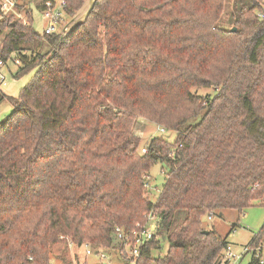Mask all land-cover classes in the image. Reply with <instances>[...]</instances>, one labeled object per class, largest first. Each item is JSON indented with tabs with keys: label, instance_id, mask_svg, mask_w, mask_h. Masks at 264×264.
<instances>
[{
	"label": "trees",
	"instance_id": "obj_1",
	"mask_svg": "<svg viewBox=\"0 0 264 264\" xmlns=\"http://www.w3.org/2000/svg\"><path fill=\"white\" fill-rule=\"evenodd\" d=\"M34 1L19 6L30 25L0 21V55L22 61L14 77L35 71L20 96H0L14 108L0 125V264H51L53 245L68 239L130 262L121 235L151 210L157 235L137 264H230L228 235L203 217L244 214L264 199L259 0H237L229 28L225 0H97L61 41L35 29L44 0ZM84 1L68 0V18ZM142 119L176 141L142 145ZM158 163L166 180L153 202L145 182ZM262 244L264 225L250 247Z\"/></svg>",
	"mask_w": 264,
	"mask_h": 264
},
{
	"label": "rangeland",
	"instance_id": "obj_2",
	"mask_svg": "<svg viewBox=\"0 0 264 264\" xmlns=\"http://www.w3.org/2000/svg\"><path fill=\"white\" fill-rule=\"evenodd\" d=\"M41 0L34 1L31 6L36 7ZM237 0H225L224 11L220 19V24L229 28L233 20V8ZM28 10V9H25ZM35 29L43 33L45 28V22L42 18L40 10L35 9ZM70 19V18H68ZM8 28L4 29L3 35L7 32ZM3 37V36H2ZM0 38V46L2 44V39ZM38 49V48H37ZM36 49V50H37ZM39 50V49H38ZM2 55V54H1ZM16 56L12 55L8 60L6 67L3 68V74L6 76V84L0 87V96L2 94H7L10 96L18 97L20 96L22 90L31 81L35 71H31L29 74L22 78H15L14 75L18 70V66L13 62ZM199 95L205 96L208 94L213 95L214 91L211 88H199L194 90ZM13 106L7 101L0 103V125L3 124L13 111ZM145 120V119H144ZM196 120L195 122H197ZM142 127V128H141ZM138 126L135 127L137 129ZM143 130V134L139 135L141 137L142 145L148 142L152 137H160L169 143H174L177 139V132L172 130H167L161 132L158 125L153 122L146 121L145 127L143 125L139 126ZM162 165L160 163L155 164L150 174L152 175V195L150 196L152 200H156L159 196L163 185L166 180V175L161 171ZM203 224L207 228H215L216 231L222 235L227 236L232 249L235 253H241L245 246H250L251 240L259 232V230L264 225V199L255 201L251 207H249L244 214H239L235 210H226L223 216L205 215L203 217ZM72 244V246L70 245ZM167 243H162L161 250H155L154 257L164 256L167 252ZM253 248V247H251ZM94 251H103L107 254L105 259L100 260L99 257L93 255H86L84 246L77 247L71 240L66 242H60L51 248L50 256L54 264H128L127 261L121 259L118 250L112 249H102L99 247H93ZM251 259L250 254H246L239 264H248ZM262 259L264 260V251L262 254ZM239 262V261H238ZM236 261H232L233 264H238ZM144 264V262H141ZM150 264H156V262H151Z\"/></svg>",
	"mask_w": 264,
	"mask_h": 264
},
{
	"label": "built area",
	"instance_id": "obj_3",
	"mask_svg": "<svg viewBox=\"0 0 264 264\" xmlns=\"http://www.w3.org/2000/svg\"><path fill=\"white\" fill-rule=\"evenodd\" d=\"M24 0H0V21L9 17L15 16L16 18L21 19L24 24L30 25V21L26 14V10H19V6L23 4ZM68 7V0H44L42 4V8L40 9L42 18L45 22V28L43 33L47 35L59 34L64 25L69 21L66 8ZM258 16L261 19H264V0L258 1ZM10 58V57H9ZM9 58H4L0 55V87L6 84V76L3 74V68L6 67L7 60ZM13 62L20 66L22 65V61L19 57L16 56L13 59ZM158 128L161 132H165L166 128L164 126L158 125ZM147 148H142V153H146ZM171 156H173L171 154ZM163 173L166 175V171L161 169ZM152 175L149 174L146 177L145 187L149 192L148 198L151 199L152 195ZM157 199V198H156ZM155 202L154 200H152ZM146 225L140 226L139 224L133 229L129 234H122L125 240L124 253L127 254L132 260L128 262V264H137L138 260L142 255V248L149 242H151L155 236L157 235V230L159 226V217L156 211L151 210L146 213ZM72 246V244H70ZM85 248L86 255H95L100 258V260L105 259L107 254L103 251L95 252L92 247L88 244L83 245ZM264 251V244L251 248L249 245L245 246L242 252L235 253L232 249V246L228 248L226 253V259L233 264L232 261H240L243 256L248 253L255 252L257 257L261 258V263L264 264V260L262 259V254ZM51 264H54L51 262ZM106 264V263H102Z\"/></svg>",
	"mask_w": 264,
	"mask_h": 264
},
{
	"label": "water",
	"instance_id": "obj_4",
	"mask_svg": "<svg viewBox=\"0 0 264 264\" xmlns=\"http://www.w3.org/2000/svg\"><path fill=\"white\" fill-rule=\"evenodd\" d=\"M97 0H85L80 9L69 19V21L64 25L60 31V41L63 40L66 36L71 34L76 28L80 25L86 23L90 14L92 13ZM232 31H236V28H233ZM205 233H208L205 231Z\"/></svg>",
	"mask_w": 264,
	"mask_h": 264
},
{
	"label": "crops",
	"instance_id": "obj_5",
	"mask_svg": "<svg viewBox=\"0 0 264 264\" xmlns=\"http://www.w3.org/2000/svg\"><path fill=\"white\" fill-rule=\"evenodd\" d=\"M146 121H147V120L142 119V120L140 121V123H139V126H140V125H143V126L145 127V123H146ZM139 126H138V128H137L136 130H138L139 135H142V134H143V130L140 129ZM141 128H142V127H141ZM136 132H137V131H136ZM139 135H138V136H139ZM146 143H147V142H146ZM224 213H225V212H224ZM224 213H223V214H224ZM222 216H223V215H222ZM243 258H244V256L242 257V259H243ZM242 259L238 262V264L242 261Z\"/></svg>",
	"mask_w": 264,
	"mask_h": 264
}]
</instances>
